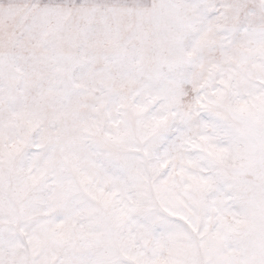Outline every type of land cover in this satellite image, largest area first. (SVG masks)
<instances>
[{
	"label": "snow or ice",
	"instance_id": "snow-or-ice-1",
	"mask_svg": "<svg viewBox=\"0 0 264 264\" xmlns=\"http://www.w3.org/2000/svg\"><path fill=\"white\" fill-rule=\"evenodd\" d=\"M0 264H264V0H0Z\"/></svg>",
	"mask_w": 264,
	"mask_h": 264
}]
</instances>
